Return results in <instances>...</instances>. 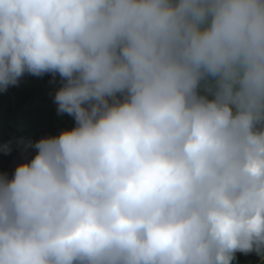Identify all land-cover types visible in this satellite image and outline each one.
<instances>
[{"label": "clouds", "instance_id": "clouds-1", "mask_svg": "<svg viewBox=\"0 0 264 264\" xmlns=\"http://www.w3.org/2000/svg\"><path fill=\"white\" fill-rule=\"evenodd\" d=\"M46 73L75 123L0 173V264L264 257V0H0V92Z\"/></svg>", "mask_w": 264, "mask_h": 264}, {"label": "trees", "instance_id": "trees-1", "mask_svg": "<svg viewBox=\"0 0 264 264\" xmlns=\"http://www.w3.org/2000/svg\"><path fill=\"white\" fill-rule=\"evenodd\" d=\"M60 86L58 74L55 79L51 73L40 77L25 74L18 86L0 92V145L11 141L12 149L8 154L0 151V173L11 177L17 164L34 156L33 142L74 126L71 116L57 113L54 95ZM260 258L255 252H237L234 264H257Z\"/></svg>", "mask_w": 264, "mask_h": 264}, {"label": "water", "instance_id": "water-1", "mask_svg": "<svg viewBox=\"0 0 264 264\" xmlns=\"http://www.w3.org/2000/svg\"><path fill=\"white\" fill-rule=\"evenodd\" d=\"M263 259L264 257H261L260 260L257 262V264H259Z\"/></svg>", "mask_w": 264, "mask_h": 264}]
</instances>
